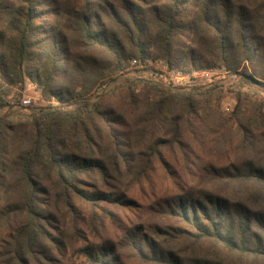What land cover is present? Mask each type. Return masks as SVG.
Segmentation results:
<instances>
[{"label":"trees","instance_id":"16d2710c","mask_svg":"<svg viewBox=\"0 0 264 264\" xmlns=\"http://www.w3.org/2000/svg\"><path fill=\"white\" fill-rule=\"evenodd\" d=\"M156 60L237 80L236 158L128 225L108 205L169 168L223 88L184 91ZM26 82L37 101L17 108ZM262 95L264 0H0V264H264ZM87 219L119 238L87 244Z\"/></svg>","mask_w":264,"mask_h":264},{"label":"rangeland","instance_id":"374dc122","mask_svg":"<svg viewBox=\"0 0 264 264\" xmlns=\"http://www.w3.org/2000/svg\"><path fill=\"white\" fill-rule=\"evenodd\" d=\"M135 64H132V69ZM155 72L163 74L164 82H171L178 88L188 91L191 84L209 85L212 81L200 76V74H193L192 78H199V81L191 83L188 78L180 74V72H168L164 63L162 65H148ZM131 70V69H130ZM138 74V75H137ZM129 74V77L141 76L145 79H158L157 76L151 72ZM167 77V78H165ZM212 77L219 81L223 86L222 93H216L209 103V108L204 105L199 112L202 118V124H198V130L194 134H189L184 141L187 144L185 151L181 152L178 148L165 149L162 151L164 160L167 162L169 168H165L159 163L155 162L152 171L148 172L146 177L138 184L127 191L126 199L134 202L133 204L108 205V208L113 212H117L118 219L123 223L130 225L131 223H148L152 220L151 209L155 204L168 196L179 192L180 188H191L196 186L197 179L202 177L204 168L213 166L216 168L225 166L236 158L235 144L237 137L235 130L237 128L236 121H234V95L227 91L231 88L236 79L227 77L223 72L216 70ZM29 82H26L25 90L20 92L19 103L25 97L31 98V106L37 101V89L32 90ZM11 91V96L19 91V87H8ZM10 96V97H11ZM264 98V95H262ZM243 110L249 108V103L243 101L241 103ZM16 108V109H17ZM2 114V113H1ZM239 156L241 153L238 154ZM103 225V226H102ZM86 233L87 244L96 245L103 239L117 240L119 238V231L105 220L104 223L96 222L87 219L84 228ZM66 258H71L75 263L82 260L79 256L68 252Z\"/></svg>","mask_w":264,"mask_h":264},{"label":"built area","instance_id":"2783aa9c","mask_svg":"<svg viewBox=\"0 0 264 264\" xmlns=\"http://www.w3.org/2000/svg\"><path fill=\"white\" fill-rule=\"evenodd\" d=\"M146 64L147 65H162V62L159 61V60H156V61H146ZM214 72H202L200 73V76L203 77V78H206V79H210L212 77ZM30 87L32 90H35L36 89V86L34 84H30ZM31 104V98L30 97H25L24 99L21 100V106L23 107H27Z\"/></svg>","mask_w":264,"mask_h":264}]
</instances>
